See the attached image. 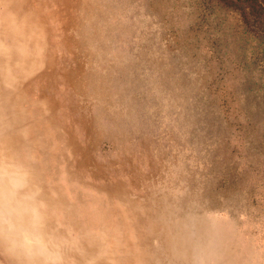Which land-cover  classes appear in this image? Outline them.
<instances>
[{
  "label": "rangeland",
  "instance_id": "rangeland-1",
  "mask_svg": "<svg viewBox=\"0 0 264 264\" xmlns=\"http://www.w3.org/2000/svg\"><path fill=\"white\" fill-rule=\"evenodd\" d=\"M0 177V264H264V0H0Z\"/></svg>",
  "mask_w": 264,
  "mask_h": 264
},
{
  "label": "bare ground",
  "instance_id": "bare-ground-1",
  "mask_svg": "<svg viewBox=\"0 0 264 264\" xmlns=\"http://www.w3.org/2000/svg\"><path fill=\"white\" fill-rule=\"evenodd\" d=\"M51 5V4H50ZM52 8V7H51ZM77 8V7H76ZM77 10V9H76ZM61 22V21H60ZM14 24V23H13ZM53 25V24H52ZM60 25V24H59ZM35 27V26H34ZM18 28V27H17ZM56 29V28H55ZM18 36V35H17ZM61 38V37H60ZM23 43V42H22ZM19 47V46H18ZM38 53V52H37ZM71 63V62H70ZM10 64V63H9ZM60 64V63H59ZM72 64V63H71ZM67 65V64H66ZM71 66V65H70ZM103 66V65H102ZM18 67H19V65H18ZM22 67V66H21ZM39 68V67H38ZM42 68V67H41ZM25 71V70H24ZM15 72V71H14ZM94 74V73H93ZM108 80V79H107ZM53 88V87H52ZM90 89H92V88H90ZM37 90V89H36ZM35 90V91H36ZM39 91V90H38ZM48 93V92H47ZM94 93V92H93ZM55 94V93H54ZM66 94V93H65ZM30 95V94H29ZM69 95V94H68ZM67 95V96H68ZM71 96V95H70ZM31 97V96H30ZM33 97V96H32ZM71 98V97H70ZM76 98V97H75ZM77 101V100H76ZM60 102V101H59ZM58 102V103H59ZM135 103V102H134ZM129 104H131V103H129ZM94 106V105H93ZM134 107V106H133ZM134 109V108H133ZM142 110V109H141ZM143 111V110H142ZM133 112V111H132ZM92 113V112H91ZM94 113V112H93ZM92 113V114H93ZM147 114V113H146ZM132 115V114H131ZM140 115V114H139ZM135 116V115H134ZM97 118V117H96ZM144 119V118H143ZM95 120V119H94ZM146 120V119H145ZM142 121V120H141ZM114 122V121H113ZM70 123V122H69ZM106 124V123H105ZM115 124V123H114ZM136 124V123H135ZM107 125V124H106ZM78 127H80V126H78ZM120 127V126H119ZM11 129V128H10ZM116 129V128H115ZM149 130V129H148ZM128 131V130H127ZM142 131V130H141ZM32 132V131H31ZM150 132V131H149ZM76 133V132H75ZM84 133V132H83ZM103 134V133H102ZM116 134V133H115ZM151 135V134H150ZM155 135V134H154ZM121 136V135H120ZM131 136V135H130ZM52 137V136H51ZM53 138V137H52ZM51 138V139H52ZM89 138V137H88ZM136 138H138V137H136ZM144 138V137H143ZM90 139V138H89ZM125 139V138H124ZM122 142V141H121ZM125 143V142H124ZM149 143V142H148ZM85 144V143H84ZM121 144V143H120ZM56 145V144H55ZM31 146V145H30ZM33 147V146H32ZM59 147V146H58ZM105 147V146H104ZM108 147V146H107ZM55 148V147H54ZM111 148V147H110ZM123 148V147H122ZM97 149V148H96ZM90 150V149H89ZM52 151V150H51ZM50 151V152H51ZM114 151V150H113ZM54 153V152H53ZM52 153V154H53ZM114 153V152H113ZM38 155V154H37ZM99 155V154H98ZM114 155V154H113ZM54 156H55V154H54ZM94 156V155H93ZM62 157V156H61ZM100 157V156H99ZM98 157V158H99ZM144 157V156H143ZM63 158V157H62ZM52 160V159H51ZM145 160V159H144ZM37 165H38V163H37ZM65 165V164H64ZM59 166H61V165H59ZM145 168V167H144ZM53 169V168H52ZM113 170V169H112ZM4 172H5V170H4ZM62 172V171H61ZM119 172V171H118ZM63 173V172H62ZM66 174V173H65ZM4 175V174H3ZM12 175V174H11ZM64 175V174H63ZM112 176V175H111ZM116 176H118V175H116ZM68 177V176H67ZM110 177V176H109ZM61 178V177H60ZM111 178V177H110ZM118 178V177H117ZM64 181H66V180H64ZM100 181H102V180H100ZM126 181V180H125ZM10 182V181H9ZM127 182V181H126ZM95 183V182H94ZM104 183V182H103ZM98 184V183H97ZM129 184V183H128ZM112 185V184H111ZM113 185H115V184H113ZM128 186V185H127ZM130 186V185H129ZM60 188V187H59ZM90 189V188H89ZM69 191V190H68ZM79 191V190H78ZM85 191V190H84ZM86 192V191H85ZM95 193V192H94ZM93 194V193H92ZM99 196V195H98ZM68 197V196H67ZM99 198V197H98ZM103 198H104V196H103ZM69 199V198H68ZM11 202V201H10ZM77 203V202H76ZM81 203H83V202H81ZM93 203V202H92ZM97 203H100V202H97ZM103 203H104V201H103ZM102 206H104V205H102ZM109 206V205H108ZM81 207H83V206H81ZM106 208H107V206H105ZM120 207V206H119ZM104 208V207H103ZM102 208V209H103ZM118 208V207H117ZM5 209H7V208H5ZM96 209V208H95ZM98 210V209H97ZM119 210V209H118ZM81 211V210H80ZM79 211V212H80ZM112 211H113V209H112ZM115 212H116V210H115ZM18 213V212H17ZM94 213V212H93ZM121 213V212H120ZM81 214V213H80ZM100 214V213H99ZM109 214V213H108ZM126 214V213H125ZM19 216V215H18ZM94 216H95V214H94ZM113 216V215H112ZM96 217V216H95ZM110 217V216H109ZM117 217V216H116ZM40 218V217H39ZM93 218V217H92ZM106 218V217H105ZM111 218V217H110ZM95 219V218H94ZM93 219V220H94ZM112 219V218H111ZM110 219V220H111ZM23 221H24V223H25V220L23 219ZM108 221V220H107ZM86 222V221H85ZM97 222V221H96ZM106 222V221H105ZM112 223V222H111ZM110 223V224H111ZM84 224V223H83ZM25 226V225H24ZM115 226V225H114ZM96 228H98V227H96ZM90 229V228H89ZM114 229V228H113ZM31 234V233H30ZM72 234V233H71ZM119 235V234H118ZM110 236V235H109ZM34 238V237H33ZM35 239H37V238H35ZM25 241V240H24ZM2 242V241H1ZM20 243V242H19ZM31 243V242H30ZM107 243V242H106ZM12 244V245H11ZM13 244L14 243H9V246L11 247L10 249H13L14 247H13ZM4 245H6V244H4ZM21 245V244H20ZM13 247V248H12ZM30 247V246H29ZM44 248H45V246H44ZM111 248V247H110ZM105 249V248H104ZM17 251V250H16ZM41 251V250H40ZM42 253V252H41ZM112 253V252H111ZM19 254H17V256H18ZM11 256V255H10ZM18 257H20V256H18ZM140 257V256H139ZM6 258V257H5ZM16 258V257H15ZM53 258V257H52ZM7 262V261H6ZM8 263V262H7Z\"/></svg>",
  "mask_w": 264,
  "mask_h": 264
},
{
  "label": "clouds",
  "instance_id": "clouds-1",
  "mask_svg": "<svg viewBox=\"0 0 264 264\" xmlns=\"http://www.w3.org/2000/svg\"><path fill=\"white\" fill-rule=\"evenodd\" d=\"M0 179H2V177H0ZM25 176H23L22 174H15L13 176L10 177V184L12 189H20L22 187H24L25 185ZM5 195V191L3 189V187H0V197H3Z\"/></svg>",
  "mask_w": 264,
  "mask_h": 264
}]
</instances>
